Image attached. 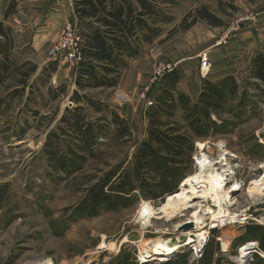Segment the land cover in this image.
I'll return each mask as SVG.
<instances>
[{"label":"rangeland","instance_id":"374dc122","mask_svg":"<svg viewBox=\"0 0 264 264\" xmlns=\"http://www.w3.org/2000/svg\"><path fill=\"white\" fill-rule=\"evenodd\" d=\"M203 7L218 16L223 26L198 19L186 28L184 18L189 13L196 15ZM12 9L20 13L15 22L9 20L13 26L1 21L9 33L5 39L9 52L7 58L0 53V63L8 65L7 71L0 72V264H139L145 242L174 236L181 230L176 229L177 223L193 213L185 199L189 188L183 182L196 171L199 142L206 144V151L209 147L215 158L223 144L234 156L231 164H238L224 185L228 191L235 182L239 184V189L229 193L225 201L231 213L239 215L234 223L238 233L229 250L223 251L224 230L210 229L205 247V252L212 254L208 260L190 262L194 248L190 244L171 252L168 258L152 257L144 264H264V254H254L243 263L233 259L242 246L258 242L260 247L261 237L264 239V224L259 220L264 216V191L250 190L256 181H264V85L250 71L252 59L264 49L248 58L244 56L232 67L229 61L233 57L224 63L223 53L218 56L210 52L215 44L226 45L229 38L225 34L233 23L257 13L260 17L264 0L159 1L153 24L159 29L158 35L152 41H137L139 54L124 57L117 84L112 87L80 88L76 83L79 64L70 65L51 55L68 22L82 33L93 29L75 16L73 0L21 3L18 8L13 0L0 1V16ZM207 52L211 68L205 76L198 63ZM187 57L182 62L187 74L177 89L187 93L191 103L198 101L205 79L218 81L233 72L239 89L236 95H228L221 110L211 114L212 126L205 136H196L188 129L182 111L176 112L175 121L185 127L180 134L186 133L193 144V151L179 166L183 180L178 191L162 200L140 199L117 210L101 209L94 215L77 213L78 203L96 177L126 160L130 162L147 137L145 112L154 104H148V100H155L162 91V82L156 84L158 72L164 66H179L180 59ZM32 65L37 70L25 85L21 84L22 73ZM151 85L155 90L147 94ZM77 98L83 99L76 102ZM88 98L94 106L88 104ZM78 106L88 120L104 128L91 149L94 155L89 154L80 170L67 173L58 167L55 157H47L44 146L48 133L57 129L66 109ZM115 113L126 120L122 125L129 127L127 135L113 123ZM62 140V153H70L74 142L68 136H62ZM253 225L259 227L256 232H251ZM165 231L168 234L163 235ZM111 244L113 249H106Z\"/></svg>","mask_w":264,"mask_h":264},{"label":"trees","instance_id":"16d2710c","mask_svg":"<svg viewBox=\"0 0 264 264\" xmlns=\"http://www.w3.org/2000/svg\"><path fill=\"white\" fill-rule=\"evenodd\" d=\"M73 1L74 13L79 21H87L93 26L91 32L81 31L85 39L84 57L79 63V79L76 81L80 88L115 86L120 75L118 68L124 65V57L138 55L140 51L138 42L152 41L158 35L159 29L153 25L156 24V16L159 13L158 2H174V0H136L135 3L131 0ZM12 12L13 9L5 12L4 17ZM189 18L192 19L189 21ZM198 19L207 20L214 26L224 24L219 17L203 7L197 10L196 15L189 13L184 18L183 25L188 28ZM7 37H9L7 28L0 21V53L6 58L9 52L5 40ZM135 42L137 46L134 45ZM7 70L8 65L1 62L0 72ZM36 70L37 66L32 65L28 72L22 73L19 80L21 84L25 85ZM250 71L264 85V53H259L252 59ZM182 77L183 71L179 67H172L161 77H157L156 84L162 82V91L156 95L154 104L145 112L148 120L147 137L140 143L134 158L128 163L127 160L124 161L128 164L125 168V164L122 163L96 177V182L86 188L84 198L78 203L77 213L94 215L101 209L117 210L129 207L140 199L162 200L166 195L178 191L183 180L179 166L193 151V144L186 133L180 134L185 127L175 121L176 112L178 109L182 111L188 129L196 136H205L212 126L211 114L221 110L228 95H236L239 89L233 75L225 76L218 81L205 79L198 101L191 103L189 97L177 89ZM154 90V85H151L147 94ZM77 94L76 91L74 95ZM82 99L77 98L75 101L80 102ZM87 100L89 105H95L90 98ZM82 111L81 106L72 110L66 109L57 129L48 133L44 146L47 157L50 160L55 157L58 167L67 173L80 170L89 154L94 155L92 150L95 141L98 133L101 134L104 128L88 120ZM97 111L102 109L97 107ZM125 121L118 114H114L113 123L118 126V131L127 135L129 127L122 125ZM62 136H68L74 142V147L69 148L70 153L64 154L61 151V143L64 141ZM253 226L254 231L251 232H256L259 227ZM260 248L264 251L262 237ZM211 255V252L206 251L203 261L210 259ZM165 264H184V261Z\"/></svg>","mask_w":264,"mask_h":264},{"label":"bare ground","instance_id":"6f19581e","mask_svg":"<svg viewBox=\"0 0 264 264\" xmlns=\"http://www.w3.org/2000/svg\"><path fill=\"white\" fill-rule=\"evenodd\" d=\"M206 147V144L198 143L199 154L195 158L197 162L196 171L187 176L183 182V186L189 188L185 199L188 207H193V213L177 223L176 229L181 230L176 232L174 236L168 238L159 236L145 242L142 249L143 254L140 256L143 261H148L152 257L168 258L171 252L190 244H194V249L198 251L204 245L210 229L217 227H221L225 232L224 237L221 238L223 251H228L231 247L232 239L238 233L234 223L238 221L239 215L231 213L230 208L225 205V201L229 193L239 189V184L235 182L231 190L228 191L224 185L226 184L225 181L230 180L232 174L235 173V167L238 164H231L230 159L234 156L223 144L219 145L217 158L210 155V148L208 147L207 152ZM250 190L262 193L264 181H256ZM205 202L209 205L207 206ZM259 220L264 224V216ZM189 223L192 224L191 227L187 226ZM162 234H168V232L165 231ZM253 245L250 243L242 246L238 255L234 256L233 259L243 263L253 252ZM113 247L114 245L111 244L106 249L111 250Z\"/></svg>","mask_w":264,"mask_h":264},{"label":"built area","instance_id":"2783aa9c","mask_svg":"<svg viewBox=\"0 0 264 264\" xmlns=\"http://www.w3.org/2000/svg\"><path fill=\"white\" fill-rule=\"evenodd\" d=\"M251 20L252 19L250 17H246V18L236 21L227 29L225 37L229 38L232 34L240 32L245 22L251 21ZM224 40L226 39L224 38L223 41ZM83 47H84V37L82 33L80 32L79 28L76 25H74L71 22H68L62 34L59 36V38L53 45L51 49V55L54 59L63 58L66 63L70 65H77L83 60V57H84ZM208 54H209L208 52L205 53L203 56H201V60H200V68H201L202 73L205 74V76L210 72V68H211V61H210ZM171 68H172L171 65H168L167 67L164 66L163 70L158 72V75H161L162 72L164 73L166 70H170ZM152 103H153V100L149 99L148 104H152ZM210 233H211V230H210ZM210 233L207 236V239L204 245L200 247L198 251L192 248L190 262L199 261L203 258V255L206 249L205 247L210 238ZM252 249H253V252L248 258H252L254 254H259L261 256L264 254V252L260 250L258 242H255ZM138 263L144 264L141 257Z\"/></svg>","mask_w":264,"mask_h":264},{"label":"crops","instance_id":"0c3cea01","mask_svg":"<svg viewBox=\"0 0 264 264\" xmlns=\"http://www.w3.org/2000/svg\"><path fill=\"white\" fill-rule=\"evenodd\" d=\"M13 1L16 3V6L18 8L21 3H33V4L47 3L48 1H52V0H13ZM70 5L71 7H73L72 3H70ZM19 14H20L19 12H12L11 14H8L7 17H4V13H3V15L0 16V21H4L6 24L10 25L9 20H12L13 22H15L18 19ZM259 15L260 13H257L255 17H251L252 20L248 22L249 25L244 27L242 31L232 34V36L229 37V41H227L226 45L221 46L222 44L220 45L215 44L214 45L215 48H212L211 46L210 50L211 49L212 50L210 52L213 54L215 52V54H217L218 56L220 54L222 55L223 53L222 56L224 57V61H223L224 63H228L229 61V59H226V58H228L229 56L233 57L232 61L231 62L229 61V67H232L233 63H236L237 61L241 60L244 56L248 58L249 55H253L256 52L257 53L262 52L261 50L264 49V11H262V14L260 17H257ZM10 26H13V25H10ZM189 58L195 59V56L189 57ZM187 59L188 57L186 59L185 58L180 59V62L178 63L179 66L183 70V76L187 74V71L184 69L182 62L186 61ZM198 64L200 65V61ZM231 74H234V73L230 72V73L225 74L222 77H225ZM181 82L183 81H180L178 83V88ZM184 94L187 95V93H184Z\"/></svg>","mask_w":264,"mask_h":264},{"label":"water","instance_id":"95a60500","mask_svg":"<svg viewBox=\"0 0 264 264\" xmlns=\"http://www.w3.org/2000/svg\"><path fill=\"white\" fill-rule=\"evenodd\" d=\"M187 226H188V227H191V226H192V224H191V223H189ZM170 258H171V257H170ZM170 258H169L168 260H170ZM168 260H167V261H168Z\"/></svg>","mask_w":264,"mask_h":264}]
</instances>
